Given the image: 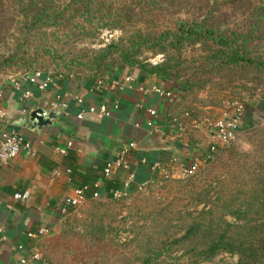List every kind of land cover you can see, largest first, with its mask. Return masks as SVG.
<instances>
[{
    "label": "rangeland",
    "instance_id": "1",
    "mask_svg": "<svg viewBox=\"0 0 264 264\" xmlns=\"http://www.w3.org/2000/svg\"><path fill=\"white\" fill-rule=\"evenodd\" d=\"M209 8L223 14L225 24L241 28L242 11L228 0H0V84L34 70L84 77L98 75L105 67L119 68L111 48L126 49L137 31L157 34L174 21L205 14ZM103 52L109 56L105 62L100 58ZM204 58L199 46L169 50L166 55L156 48H141L139 56L149 65L168 59L182 75L176 84L181 86L178 107L186 113L181 120L186 132L198 130L188 128L190 120L209 130L240 108L239 133L219 156L222 159L233 149L240 156L231 160L237 161L235 165L244 164V154L255 155L247 161L254 165L253 151L264 143V115L255 113L264 96V75L215 64L213 68ZM210 166L201 165L189 177L170 174L117 199L86 201L73 209L61 231L39 241V259L46 264H143L145 258L154 261L153 252L162 247L169 249L154 264L235 263L236 256L229 254L209 261L196 258L190 254L194 245L168 246L182 235L187 214L194 211L185 186L188 179ZM233 175L232 182L243 184L240 167Z\"/></svg>",
    "mask_w": 264,
    "mask_h": 264
},
{
    "label": "crops",
    "instance_id": "2",
    "mask_svg": "<svg viewBox=\"0 0 264 264\" xmlns=\"http://www.w3.org/2000/svg\"><path fill=\"white\" fill-rule=\"evenodd\" d=\"M42 76L53 77L45 90L38 87L41 81L34 85L26 83L23 91L0 84L1 105L9 125L30 146L21 149L12 162L0 163V264H18L19 258L28 264H46L33 258L41 248V239L29 238L28 234L42 227H49L51 235L61 231L74 211L64 200L72 197L77 188L85 189L87 201L94 193L100 198H112L111 192L123 189L129 178H132L129 192L139 185L155 182L152 168L155 163L171 174L178 173L180 162H196L198 168L205 165L207 130L202 128L204 124L190 120L188 128L198 130L185 131L181 120L186 113L178 107L180 92L175 86L154 76L140 78L137 70L125 67L108 73L101 82L89 76L63 78L51 72H42ZM126 78L129 80L125 81ZM151 87L172 90L174 97L162 98L147 90ZM26 91L29 97L24 96ZM71 96L81 98L85 107L104 104L112 108L118 102V108L112 109L107 117L85 113L78 120L79 109L69 104L65 111L56 110L55 125L40 132L30 130L27 123H18L31 111L43 109L49 101L60 98L68 103ZM150 111L156 115L151 116ZM149 122L153 128L147 126ZM174 122L183 128L178 129ZM151 134L160 135L163 148L140 147ZM70 141L73 145L67 148ZM129 143H134L135 148L126 153L127 167L117 168L106 178L105 163L115 160ZM24 191L30 194L26 203L13 200L15 194ZM17 246L23 248L22 252L17 251Z\"/></svg>",
    "mask_w": 264,
    "mask_h": 264
},
{
    "label": "trees",
    "instance_id": "3",
    "mask_svg": "<svg viewBox=\"0 0 264 264\" xmlns=\"http://www.w3.org/2000/svg\"><path fill=\"white\" fill-rule=\"evenodd\" d=\"M228 3L242 11L241 28L225 24L223 14L216 15L209 8L205 14L186 15L185 19L174 21V25L157 34L145 36L137 31L128 48L111 49L117 54L121 67L137 70L140 78L154 76L178 89L181 86L176 83L182 75L175 70L176 66L171 65L168 59L156 65L141 62V48H156L160 54L166 55L169 50L179 52L183 47L199 46L204 60L213 68H240L264 75V0H228ZM108 57L105 52L100 54L103 62ZM105 68L98 75L89 77L105 81L106 75L117 69ZM35 72L41 71L34 70L23 75ZM55 74L70 78L69 74ZM5 83L8 84L7 81ZM255 109L257 115H264V96ZM254 152L257 153V161L251 166L247 161L255 155L249 158L248 154H244L246 159L240 166L235 165L236 160L231 161L234 156H239L233 149L222 159L219 156L221 151L217 152L207 163L211 168L194 179H188L190 181L185 186L194 211L187 214L188 224L169 247L194 245L190 254L203 261L229 254L237 258L233 264H264V143L259 144ZM239 167L243 184L232 182L233 174ZM252 179L253 184L250 182ZM165 249L169 248L161 247L153 252L155 262ZM154 261L145 258L143 264H154Z\"/></svg>",
    "mask_w": 264,
    "mask_h": 264
},
{
    "label": "built area",
    "instance_id": "4",
    "mask_svg": "<svg viewBox=\"0 0 264 264\" xmlns=\"http://www.w3.org/2000/svg\"><path fill=\"white\" fill-rule=\"evenodd\" d=\"M53 77L46 76L44 78L42 76V72H35L29 76L28 74L24 75L21 78H10L8 79V84L17 91H23L24 86L26 83H29L31 85L38 84L39 81H41L38 84V87L40 90H45L49 84L53 81ZM42 79V80H40ZM129 78H126L125 81H128ZM99 82H101L99 80ZM23 89V90H22ZM146 90V89H145ZM150 90L154 93H157L159 96L165 99H172L174 97L175 92L170 90H165L161 87H151ZM178 90V89H177ZM24 96L29 97L30 93L26 91L24 93ZM0 95V99H1ZM69 102H65L60 100V98H56L54 100L49 101L46 103V106L43 107L44 110H57V111H65L69 108V104H72L74 107L78 108L79 111L76 115L78 120H82L83 115L85 113H89L91 115H99L107 117L110 114V111L112 109L118 108V102H114L112 105V108H108L106 105L101 104L99 106H84L83 100L81 98H78L77 96H71L68 100ZM149 114L151 116H155V111H150ZM242 111L240 108L237 110L231 112L228 117L225 120H222L221 122H218L214 124V126H209V130L206 128L207 133L205 137V142L208 147V150L205 154L204 163L207 164L211 159L213 154L220 152L222 148L225 146H228L237 136L239 133V130L242 125ZM175 127L178 129L183 128L182 124L180 125L179 122H174ZM147 126L149 128H153V123L149 122L147 123ZM73 145V141H70L67 143L66 147L71 148ZM30 149L29 144L24 143L23 137L9 125V121L7 118L6 110L1 105L0 100V163L6 165L10 162H12L17 155L19 154V151L21 149ZM135 148L134 143H129L126 148L121 150L116 159L112 161H108L105 163L103 174L106 178L113 175L114 170L117 168H126L127 163L125 161V156L128 150ZM60 152H64V149H58ZM175 161V160H174ZM153 173L156 176L155 181L161 180V179H168L171 172H168L166 169L161 168L159 163L153 164ZM198 170V165L196 162H193L191 164H186L185 162H180V166L178 169V172L182 178L189 177L190 175L194 174ZM131 179L129 178L127 181L123 184V189L113 191L111 192L112 198H120L121 196L128 193V189L130 187ZM148 184H142L136 187V190H141L143 187H145ZM29 192L24 191L22 193H17L13 196V200L19 201L22 203H26L29 199ZM92 199L99 198L98 193H94L91 197ZM87 201L86 193L84 188H77L73 191L72 197H67L64 200V203L66 206L76 209L80 207L82 204H84ZM51 232V229L49 227H42L40 228L36 233L28 234L29 238L40 240L43 237L47 236ZM22 247L17 246V251L22 252ZM34 259L39 258L38 255L33 256ZM18 264H28L25 259L19 258Z\"/></svg>",
    "mask_w": 264,
    "mask_h": 264
},
{
    "label": "water",
    "instance_id": "5",
    "mask_svg": "<svg viewBox=\"0 0 264 264\" xmlns=\"http://www.w3.org/2000/svg\"><path fill=\"white\" fill-rule=\"evenodd\" d=\"M58 119L57 111H46L41 108H37L31 111L29 114L24 116L19 120L18 123L29 124V129L40 132L42 129L52 127L55 125V121ZM160 135L159 134H151L147 137V139L140 145V147L146 149H152V147H157L159 149L163 148V145L160 144Z\"/></svg>",
    "mask_w": 264,
    "mask_h": 264
}]
</instances>
